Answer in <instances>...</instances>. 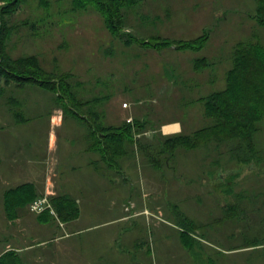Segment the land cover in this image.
<instances>
[{"label": "rangeland", "instance_id": "obj_1", "mask_svg": "<svg viewBox=\"0 0 264 264\" xmlns=\"http://www.w3.org/2000/svg\"><path fill=\"white\" fill-rule=\"evenodd\" d=\"M45 7L30 0L12 16L9 25L15 27L9 40L10 55L14 59L38 56L41 67L68 75L74 88L76 83L83 88L86 98L101 97V112H129L138 119L146 118L148 131L159 129V142L164 140V124L179 121L190 136L206 126L203 102L197 99L224 89V77L233 67L239 44L259 40L264 45V26L253 18L258 13L257 0H136L125 11L128 28L121 37H113L92 5L81 11L73 9L72 0H49L50 11ZM208 32L209 40L199 52L155 46L161 40L193 41ZM203 58L208 66L196 69L194 60ZM205 69L211 76L202 75ZM198 71L201 75L196 78ZM95 86L96 92L92 90ZM29 99L33 104L30 112H49L54 101L68 112L67 118L69 112H85L70 91L66 97L55 98L50 91L38 89V95ZM124 102L130 104L129 109H123ZM260 124L263 130L256 139L264 154V120ZM152 133L139 138L126 133L117 142L112 153L114 170L120 174L119 183L133 191L127 197L119 190L113 212L89 215L88 224L103 226L76 239L101 238L106 249L112 243L118 245L122 253L135 257L134 262L142 263L143 255V264H213L215 258L218 264H251L255 259L264 264V258H255L261 251L232 250L241 247L247 237L256 238L255 230L263 232L264 155L251 164H237L223 144L180 151L174 158L159 146L151 156L153 150L145 147L156 138ZM233 179L237 182L230 185ZM124 201L129 204L125 208ZM124 209L134 211V216L121 220L129 215ZM52 215L60 218L56 211ZM107 221L110 223L104 224ZM183 231L203 242L205 251L199 258L182 244ZM5 241L0 235V250ZM53 248L44 247L47 251ZM251 253H256L254 258ZM16 255L27 264L23 259L28 255ZM59 261L28 264H61Z\"/></svg>", "mask_w": 264, "mask_h": 264}, {"label": "crops", "instance_id": "obj_2", "mask_svg": "<svg viewBox=\"0 0 264 264\" xmlns=\"http://www.w3.org/2000/svg\"><path fill=\"white\" fill-rule=\"evenodd\" d=\"M209 71L205 69L202 75H208ZM198 74L201 75L199 71L196 72V78ZM69 79L68 87L73 92L74 101L85 112H69L67 118L68 112H64L56 101L50 106L49 112H30L33 111V104L29 98L33 94L37 96L38 89L50 91L55 94V98L61 97V92L32 82L22 83L17 79L0 77V235L7 239L5 247L0 250V258L8 252H15L28 255L23 259L27 264L29 261L59 260L61 264H137L139 261L134 262L135 257L122 253L118 245L115 247L112 243L106 249V243L101 238L82 241L76 237L103 226V223L88 224L85 219L89 215L113 212L119 203V192L122 191L128 197L127 194L131 195L133 191V188L127 189L126 185L119 183L120 174L114 170L112 157H104L103 137L97 128L135 126V120L144 121L146 118L138 119L129 112H101V97L94 95L86 98L81 91L83 88L78 83L77 88H74L75 83ZM92 90L96 92V86ZM202 98L197 101L200 102ZM93 103L96 106H92ZM124 104L127 103H123L124 110L130 108V104L128 107H124ZM98 105L100 108L97 110ZM130 118L133 119L132 123L128 122ZM161 129L164 136L185 131L179 121L164 124ZM261 129L263 126L260 124ZM153 131L135 135L138 138L150 136V133L159 132V129ZM255 144L259 155L254 158V162L264 155L257 139ZM49 176L55 187L53 198L68 196L74 199L75 206L79 208L76 218L63 221L48 211L37 215L31 212L30 205L24 208L8 199L10 190L26 184L32 185L40 197L43 196ZM123 204L124 208L129 205L125 201ZM125 212L129 215L123 216L121 220L126 221L134 216L131 215L132 211ZM108 223L110 221L104 224ZM48 245L54 246L52 251L44 249ZM76 245H80L79 248L72 247ZM37 249L44 250L33 256L32 252ZM140 259L142 263H139L143 264V255Z\"/></svg>", "mask_w": 264, "mask_h": 264}, {"label": "trees", "instance_id": "obj_3", "mask_svg": "<svg viewBox=\"0 0 264 264\" xmlns=\"http://www.w3.org/2000/svg\"><path fill=\"white\" fill-rule=\"evenodd\" d=\"M29 1L0 0V77L17 79L22 83H36L56 90L58 93L61 92V97H66L70 91L68 75L47 72L39 65L38 56L14 59L8 52L9 40L13 34L12 29L15 27L9 25L10 19ZM38 1L41 6H46L45 10L50 11L49 0ZM135 3L136 0H72L73 9L85 11L89 6H94L113 37H121L123 31L128 28L124 17L125 11L132 8ZM257 3L258 13L253 18L261 26H264V0H257ZM208 40L209 32L193 41L161 40L155 43V46L164 44L175 46V49L179 51L199 52ZM124 43H130V41L124 39ZM194 61L198 70L208 66L205 58ZM201 101L204 106L206 126L194 132L193 136L182 132L176 135L163 136L164 140L161 142L156 137L159 132H156V138L152 144L145 147L153 150V152L150 151L151 156L159 146L164 148L163 152L167 156L171 155L174 158L180 151H197L212 145L221 147V145L226 144L232 161L237 162V164H251L258 154L255 139L260 131V123L264 120V45L259 40L239 44V48L233 55V67L226 73V88L202 98ZM148 125L149 120L145 119L144 121L135 120V126H103L97 128L103 137L104 157H112L115 145L125 137L126 133L145 134L148 131ZM166 159L169 160V157ZM236 182L237 179H233L229 181V184ZM7 197L10 202L25 208L37 200L40 195L36 188L26 184L10 190ZM239 199L243 198L239 197ZM51 202L63 221L76 218L79 214V208L75 206V201L71 197L57 196L52 198ZM262 230L261 234L255 230L256 238L247 237L241 247L232 250L252 249L255 252L261 251L259 257L256 256L255 258L258 260L264 258V228ZM180 239L184 247L196 258H199L200 253L205 251L203 242L188 232H181ZM255 254L251 253L253 258ZM12 256L14 257L12 258ZM255 260L254 262L253 260L250 261L251 264H257V260ZM211 261L213 264H218L219 259L215 258ZM22 263L15 252H8L0 258V264Z\"/></svg>", "mask_w": 264, "mask_h": 264}, {"label": "built area", "instance_id": "obj_4", "mask_svg": "<svg viewBox=\"0 0 264 264\" xmlns=\"http://www.w3.org/2000/svg\"><path fill=\"white\" fill-rule=\"evenodd\" d=\"M124 107H128V104H124ZM128 122L132 123L133 119H128ZM55 195L54 182L51 176L47 179L46 192L43 196L39 197L33 203H31L30 208L32 212L41 214L46 210H50L52 214H55L54 207L52 206L51 199ZM130 207H127L126 210H129Z\"/></svg>", "mask_w": 264, "mask_h": 264}]
</instances>
